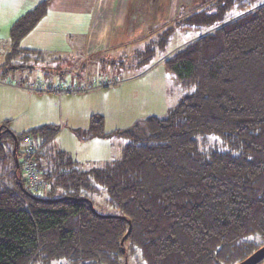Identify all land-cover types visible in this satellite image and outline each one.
Instances as JSON below:
<instances>
[{"label":"trees","instance_id":"trees-1","mask_svg":"<svg viewBox=\"0 0 264 264\" xmlns=\"http://www.w3.org/2000/svg\"><path fill=\"white\" fill-rule=\"evenodd\" d=\"M48 2L12 22L2 76L55 59L21 46ZM178 28L204 33L161 60L182 91L164 116L105 132L91 115L75 129L80 140L124 134L118 158L83 169L52 143L57 126L15 133L7 120L0 125V264H124L131 254L144 264H237L264 244V0L182 6L129 51L124 67L141 70L164 55ZM27 137L35 146L23 159L42 194L23 177ZM101 191L115 214L94 208Z\"/></svg>","mask_w":264,"mask_h":264},{"label":"rangeland","instance_id":"rangeland-1","mask_svg":"<svg viewBox=\"0 0 264 264\" xmlns=\"http://www.w3.org/2000/svg\"><path fill=\"white\" fill-rule=\"evenodd\" d=\"M198 1L203 3L205 0ZM34 4V0H25L23 3L15 0L0 2V62L8 46V32L12 22ZM233 15L236 16V12ZM203 33L195 28H180L171 36L166 51L172 50L169 53L171 54ZM149 36L145 33L141 37ZM144 42L143 40L129 43L125 47L124 59L119 58L114 65L113 62L108 63L110 58L102 56L98 57V60L92 58L88 63L83 60L82 63H86L84 64L86 67L79 77L80 83L78 78L74 83L60 82L62 70L72 72L80 66L75 63L74 68L70 66L66 69L67 65L57 67L58 64H63V61L59 60L45 61L48 63L42 64L45 69L36 66L31 73L28 67H23L21 71L27 80L17 81L10 74L8 76L0 74V125L7 120L9 129L15 133H22L44 124L57 126L52 143L67 151L83 169L101 166L104 161L118 158L126 140L124 134L80 140V132H75V129L86 128L91 115H99L103 119L105 132L131 130L138 121L147 116H164L182 95L180 86L173 75L165 71L161 62L169 55L166 52L162 56L156 55L152 62L141 70L131 71L124 67L129 63L131 56L129 51L134 47H141ZM121 60L124 62L122 70L109 69L110 66L121 65ZM77 71L76 73L80 72L79 69ZM69 74L68 76H72ZM39 81L43 88L38 86ZM73 84L77 85V90L71 92H66L64 88L60 93L55 90H44L48 87L53 89L57 85L73 87ZM32 85H35L33 89L30 88ZM34 146L31 138L28 141L26 138L20 140L19 160L23 163L22 168L25 167L26 160L23 159V150ZM22 173L24 179H27L23 169ZM25 181L29 184L28 179ZM32 190L36 194L43 193L40 186L32 187ZM92 199L93 206L99 214L116 213V210L106 202L104 192H98ZM123 248L125 251L124 245ZM125 261L127 264H144L140 257L132 254L125 257Z\"/></svg>","mask_w":264,"mask_h":264},{"label":"crops","instance_id":"crops-1","mask_svg":"<svg viewBox=\"0 0 264 264\" xmlns=\"http://www.w3.org/2000/svg\"><path fill=\"white\" fill-rule=\"evenodd\" d=\"M34 1L36 4L40 0ZM200 3L198 0H49L46 13L21 40V46L41 49L54 60L63 61L57 67L77 65L81 71L83 64L92 58L123 57L129 43L145 40L142 35H151L157 27L174 18L182 6L188 8ZM38 66L46 68L42 64ZM110 68L122 70L123 66ZM77 69L70 74L78 72ZM68 74L60 82H75L77 78ZM12 76L17 81L27 80L21 72Z\"/></svg>","mask_w":264,"mask_h":264},{"label":"built area","instance_id":"built-area-1","mask_svg":"<svg viewBox=\"0 0 264 264\" xmlns=\"http://www.w3.org/2000/svg\"><path fill=\"white\" fill-rule=\"evenodd\" d=\"M37 83H39L38 84V86H40L41 88H43V85L40 83V82H37ZM35 85H32V87H30V88H32L33 89V87H34ZM76 86L77 85H75V86H71V85H67V86H54V88L52 89V87H51V89L48 87V88H46V89H44L45 91H47V90H55L56 92H58V93H60V92H62L63 91V89L62 88H64V90L67 92V91H75V90H77V88H76ZM26 140L28 141L29 140V138L27 137L26 138ZM32 148H29L28 149V152H30V150H31ZM24 165H25V167L24 168H22L23 169V171H24V173H25V176H26V178L29 180V186L32 188V187H35V186H38V185H41L42 184V181L41 180H39V178H38V176L36 175V173H35V171H34V168H33V164H32V161L29 159V158H26V160L24 161ZM26 179V180H27Z\"/></svg>","mask_w":264,"mask_h":264},{"label":"water","instance_id":"water-1","mask_svg":"<svg viewBox=\"0 0 264 264\" xmlns=\"http://www.w3.org/2000/svg\"><path fill=\"white\" fill-rule=\"evenodd\" d=\"M14 140H15V136H14ZM129 231H130V226H129V229H128L127 233L120 240L121 250L122 251H124V248H123V240L125 239V237L129 233ZM263 258H264V244L261 247H259L258 249H256L249 256H247L245 259H243L242 261L238 262L237 264H257ZM124 264H127L126 261H125Z\"/></svg>","mask_w":264,"mask_h":264}]
</instances>
